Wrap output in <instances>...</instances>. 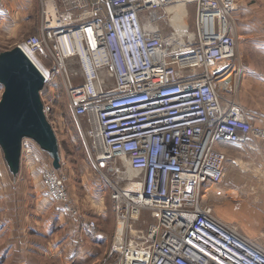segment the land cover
Segmentation results:
<instances>
[{
  "label": "built area",
  "instance_id": "1",
  "mask_svg": "<svg viewBox=\"0 0 264 264\" xmlns=\"http://www.w3.org/2000/svg\"><path fill=\"white\" fill-rule=\"evenodd\" d=\"M42 1L39 32L18 47L51 59V72L37 61L46 82L64 78L73 114L90 125L95 166L125 162L135 173L113 193L126 208V242L112 264H264L262 240L218 218L203 199L205 184H220L230 161L219 143L264 142V125L224 96L237 73L230 18L238 0H59L61 8ZM178 4L196 5L195 28L170 23L166 36L162 12ZM57 171L46 169L47 191L73 213L67 177ZM143 210L156 222L137 240L130 217Z\"/></svg>",
  "mask_w": 264,
  "mask_h": 264
},
{
  "label": "rangeland",
  "instance_id": "2",
  "mask_svg": "<svg viewBox=\"0 0 264 264\" xmlns=\"http://www.w3.org/2000/svg\"><path fill=\"white\" fill-rule=\"evenodd\" d=\"M18 1V7L13 8L15 2H11L8 9L12 15L13 12H18L21 20L17 28L12 29V33L0 31V53L11 50L18 46V44L23 43L31 35L36 34L37 29L40 27L43 1ZM54 4L61 8L59 0H55ZM180 8L187 16L192 30H194L196 5H181ZM170 11L171 9L163 11L162 16L166 20L162 19L160 21V25L163 27L166 36L174 33L168 17ZM176 19V16L172 17L173 21ZM230 23L236 38V57L233 63L237 73L235 74V80L232 83L231 89L225 91L224 96L242 106L252 116L255 123L263 125L264 115L256 112L254 106L259 104L261 100L262 102L264 101V92L260 93L259 89L255 92V85L259 86L261 82L254 77L252 70L249 69L253 67L252 64L255 60L259 59V57H264V46L260 49V46L255 45L256 43L253 41V37L263 35V29L260 28H264V0H238V8L233 11ZM244 26L247 29L250 28L251 31L245 32L243 30ZM254 26L259 28H257L259 31L255 32L254 30L256 34L252 32ZM35 59L36 61L41 60L44 65L43 67L51 72L52 63L50 58L37 56ZM52 76L51 80L45 83L44 88L40 91V95L44 111L55 131L59 144L61 165L58 168L57 176L58 178L67 177L65 187H67L68 200L70 201L68 204L74 208L75 212L70 213L67 209L64 210L62 206L64 202L54 200L53 194L47 191L44 173L48 168H55L53 165L54 159L48 151L44 150L40 144L29 137L23 140L24 144L21 155H23V152L26 155L38 153L39 158L37 160L40 167L37 170L39 169L38 171L40 172L38 176L40 177L39 183L41 181L40 187L37 186L38 188H35L37 179H31L28 172H32L33 169L30 166H26L28 165L26 162L23 167V174H25V178L29 181V187H32L35 194H21L22 199L19 200V196H17L16 201L13 200L11 202H15L14 207L16 209L18 205H21L23 211L27 212L31 209L33 211L36 205L40 203V198L44 196L52 200L53 208L56 209V212L60 211L65 216L64 220H67L68 217L74 220L87 219L90 230L93 229L96 232L99 229L104 231V233L110 234L113 223L117 221V228L118 223L123 218L126 219V208L124 209V204H118L113 197V193L117 189L123 191L131 186L127 181V172H129L127 170L129 168L125 162H119V168L117 167L115 170H109L108 168L98 169L95 166L91 158V153H94L91 141L86 137V130L88 129L86 127L90 125L84 118H77L73 114L64 78L61 75ZM4 90L5 87L0 82V100ZM252 146L254 148L258 147V149H251L252 147L250 149H227L230 154L228 155L233 161H227L225 165V167L228 166L225 172V187L229 185L234 186L236 191H233L229 196H225V199H218L220 197H216V200H206L207 203L204 204L212 206L214 210H222L225 215V221H228V224L234 226L244 236L258 238L259 241L262 240L264 243V237H261V233L264 231V142L254 143ZM259 171L262 172L259 173ZM23 181H21V184H23ZM220 185L218 184L214 187L219 188ZM36 189L38 192L41 190V193H37ZM10 198V195H8L6 200L8 201ZM23 200H26V202ZM2 203H5V200ZM9 203H7V208L10 207ZM130 218L132 225L128 233L136 234L137 240H139L140 235H145L152 224L156 222V216L148 210H143L138 219L134 217ZM16 220L19 221V218ZM91 223H94V225ZM120 226L119 231L124 227L123 223ZM40 228L42 227L40 226ZM121 232L119 233L121 234ZM120 234L116 232L115 238H117L120 245H123V241L125 245L126 236ZM38 240L43 243L46 242L44 238L39 237ZM119 248V250H123L122 246H119ZM39 254L42 253L39 251ZM118 258L119 256L116 257V259ZM39 259L45 261L46 257L41 256ZM48 260L50 262L53 261L54 264H61L58 260Z\"/></svg>",
  "mask_w": 264,
  "mask_h": 264
},
{
  "label": "crops",
  "instance_id": "3",
  "mask_svg": "<svg viewBox=\"0 0 264 264\" xmlns=\"http://www.w3.org/2000/svg\"><path fill=\"white\" fill-rule=\"evenodd\" d=\"M17 1L7 0L6 3V0H0V31L12 33V29L17 28L21 17L18 12H13V15L10 14L8 9L11 2H15L13 8L18 7L19 1ZM179 9L180 10L173 15L177 18L174 22H181V26H184L188 19L180 7ZM257 28V26H254L252 32H254V30L255 32L259 31V28ZM246 29L247 28L244 26L243 30L245 32L251 31L250 28ZM260 29H263V35L253 37V41L256 43L255 45L260 46V49H262L264 46V28ZM38 32L39 28L36 33ZM252 65L253 67H250L251 69L249 70H252L254 77L261 82L259 86L255 85V92H257L258 89L260 93L262 91L264 92V57H259ZM223 66H225V63ZM254 107L256 112L264 115V101L262 102L261 100L260 103ZM250 117L252 118V116ZM218 148L229 154L227 149L230 148L250 149L251 147L244 144L221 142ZM251 149L257 150L258 148L253 147ZM22 154L20 170L15 173L11 170L6 160L5 152L0 145V264H54L53 261L50 262L48 259L58 260L61 264L114 263L116 257L120 256L122 253V250H119V246L121 247L122 245H120L117 238H115L117 221L113 223L110 234L104 233V231L99 229L95 232L93 229H89L87 219L74 220L68 217L67 220H64L65 216L61 214L60 211L56 212V209L53 208L52 200L44 196L43 198L38 196L41 201L36 205L33 211L31 209L25 212L21 205H18L17 209L14 207L15 202L11 201H16L17 196H19L18 198L20 200L22 199L21 194H35L32 187H29V181L25 178V174H23V167L26 162L28 163L26 166H30L33 169L32 172L27 171L31 179H37L38 185L36 184L35 188H38L37 186L41 183V181L39 183L40 177H38L40 172L38 171L39 169L37 170V168L40 167L37 160L39 158L38 153L34 155L29 153L26 155L23 152ZM230 161H233L232 158H230ZM227 168L228 166L224 167V176L220 183L221 185L219 184V188L214 187L215 185L210 183L205 184L204 203H207L206 200H216V197H220L218 199H225V196H229L233 191H236L234 186L229 185L225 187V172ZM21 181H23V184H21ZM17 183L18 185H16ZM36 192L40 194L41 190L38 192L36 189ZM8 195H10L11 198L7 201L6 198ZM3 200H5V203H2ZM23 201L26 202V200ZM7 203L10 205L8 208ZM214 213L218 218L225 221V215L222 210L218 209L217 211V209H215ZM16 217L19 218V221L16 220ZM40 226L42 228H40ZM37 237L46 239V242H41ZM47 241L49 242L47 243ZM39 251L42 254H39ZM41 256L46 257L45 261L39 259Z\"/></svg>",
  "mask_w": 264,
  "mask_h": 264
},
{
  "label": "water",
  "instance_id": "4",
  "mask_svg": "<svg viewBox=\"0 0 264 264\" xmlns=\"http://www.w3.org/2000/svg\"><path fill=\"white\" fill-rule=\"evenodd\" d=\"M0 82L5 87L0 100V145L11 170L19 171L22 142L26 137L48 151L58 169L59 144L40 95L46 81L20 47L0 53Z\"/></svg>",
  "mask_w": 264,
  "mask_h": 264
},
{
  "label": "bare ground",
  "instance_id": "5",
  "mask_svg": "<svg viewBox=\"0 0 264 264\" xmlns=\"http://www.w3.org/2000/svg\"><path fill=\"white\" fill-rule=\"evenodd\" d=\"M181 5H183V4H178V5H175V6H173V7H170L169 9H171V11H170V15H169V18H170V23H172L174 26H176L177 28H178V30H180L181 29V22H178V23H176V22H174L173 20H172V16L174 15V14H176L180 9H179V7L181 6ZM49 11H50V13H52L53 12V14L52 15H54V9L53 8H50L49 9ZM181 12V11H180ZM182 14V13H181ZM182 16L184 17V15L182 14ZM179 23H180V25H179ZM185 25H187V22H186V24ZM181 32V31H180ZM23 51V50H22ZM28 57H29V59L33 62V64L40 70V72L42 73V75L44 76V78H46V79H48L49 78V76L46 74V72L42 69V67L40 66V64L35 60V58L32 56V55H30L27 51H23ZM38 63V64H37ZM22 146H23V142H22ZM119 166V165H118ZM119 168V167H118ZM118 170V169H117ZM127 171H129V172H127V177H133V176H135V173L133 172V171H131L130 169L129 170H127ZM123 172V171H122ZM262 172V171H261ZM261 172H259V173H261ZM135 185V186H134ZM133 185V187L132 188H134V189H137L139 186L137 185V184H134ZM122 224V222H120V224H119V228L121 227L120 225ZM123 229H124V227L122 228V232L121 231H119V232H121V234L123 233ZM118 232V234H120ZM123 236V235H122Z\"/></svg>",
  "mask_w": 264,
  "mask_h": 264
}]
</instances>
